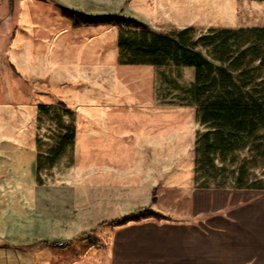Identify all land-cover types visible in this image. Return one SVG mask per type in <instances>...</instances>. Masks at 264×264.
<instances>
[{
    "label": "rangeland",
    "instance_id": "374dc122",
    "mask_svg": "<svg viewBox=\"0 0 264 264\" xmlns=\"http://www.w3.org/2000/svg\"><path fill=\"white\" fill-rule=\"evenodd\" d=\"M62 8L148 31L73 27ZM156 34L233 85L197 94L194 68L145 51ZM227 90L264 100V0H0V264H111L137 223H107L145 208L172 218L148 227L208 220L234 256L256 240L240 262L264 264V189L236 184L264 187V128L201 166L202 107Z\"/></svg>",
    "mask_w": 264,
    "mask_h": 264
},
{
    "label": "trees",
    "instance_id": "16d2710c",
    "mask_svg": "<svg viewBox=\"0 0 264 264\" xmlns=\"http://www.w3.org/2000/svg\"><path fill=\"white\" fill-rule=\"evenodd\" d=\"M62 14L70 19L73 27L98 26V25H117L121 27L141 29L145 32L148 27L133 18L112 14H87L82 11L62 8ZM188 31L180 34L183 36ZM181 39H174L168 35L156 34L145 51L151 55L162 54L163 56L175 55L177 62L183 63L187 67H192L196 71L194 87L197 94H205L210 86H214L221 79L223 86H232L233 77L230 70L224 66H216L199 52L183 44ZM156 64L161 65L162 61ZM217 74L218 76H215ZM203 122H212V130L202 135L205 143L204 150L206 154L201 159V166L204 169L216 168L214 164L215 157L210 153H224L231 151L233 147L243 140V137H253L256 132L264 128V100L244 93H235L226 91L216 97L209 99L202 107ZM213 137V140L210 138ZM246 143L243 144L245 146ZM224 170V167H220ZM216 170H218L216 168ZM242 175H239L236 184L238 187H248L264 189L257 187V182L246 184ZM201 187H207L203 182ZM155 192V189L153 190ZM153 198V202L155 201ZM155 219L156 221H172L171 217L160 214L159 212L145 208L130 212L120 216L107 224L113 227L126 226L133 223H141L145 220ZM102 226V225H101Z\"/></svg>",
    "mask_w": 264,
    "mask_h": 264
},
{
    "label": "crops",
    "instance_id": "0c3cea01",
    "mask_svg": "<svg viewBox=\"0 0 264 264\" xmlns=\"http://www.w3.org/2000/svg\"><path fill=\"white\" fill-rule=\"evenodd\" d=\"M250 212L255 219L253 208L240 219L247 220ZM205 222L173 223L166 228L137 223L135 232L124 240L115 235L109 251L111 264H245L240 258L247 259L255 252L256 240L246 252L234 256L233 248L225 245L224 232H209L208 220Z\"/></svg>",
    "mask_w": 264,
    "mask_h": 264
}]
</instances>
